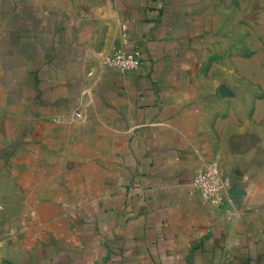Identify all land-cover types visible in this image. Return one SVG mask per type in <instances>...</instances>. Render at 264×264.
Returning a JSON list of instances; mask_svg holds the SVG:
<instances>
[{
    "label": "crops",
    "instance_id": "1",
    "mask_svg": "<svg viewBox=\"0 0 264 264\" xmlns=\"http://www.w3.org/2000/svg\"><path fill=\"white\" fill-rule=\"evenodd\" d=\"M210 5L0 0V264H264V155L248 103L208 91Z\"/></svg>",
    "mask_w": 264,
    "mask_h": 264
},
{
    "label": "rangeland",
    "instance_id": "2",
    "mask_svg": "<svg viewBox=\"0 0 264 264\" xmlns=\"http://www.w3.org/2000/svg\"><path fill=\"white\" fill-rule=\"evenodd\" d=\"M210 3L213 18L217 11L215 23L219 34L208 42L203 57L202 72L211 84L208 91L223 93L224 113L231 111V98L235 94L240 103H248L253 120L247 131L259 145L252 151L261 164L264 155V0H210ZM213 32L214 27H211L208 34ZM226 124L229 125V121ZM223 134L230 143V132ZM242 135L239 133V141Z\"/></svg>",
    "mask_w": 264,
    "mask_h": 264
},
{
    "label": "built area",
    "instance_id": "3",
    "mask_svg": "<svg viewBox=\"0 0 264 264\" xmlns=\"http://www.w3.org/2000/svg\"><path fill=\"white\" fill-rule=\"evenodd\" d=\"M104 61L113 68L128 71L139 67L141 57L138 54L116 49L105 56ZM192 183L193 188L209 203L219 205L225 200V182L216 170L210 168L199 169L195 173Z\"/></svg>",
    "mask_w": 264,
    "mask_h": 264
}]
</instances>
